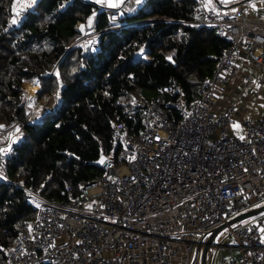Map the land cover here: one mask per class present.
Returning a JSON list of instances; mask_svg holds the SVG:
<instances>
[{"label":"built area","instance_id":"built-area-1","mask_svg":"<svg viewBox=\"0 0 264 264\" xmlns=\"http://www.w3.org/2000/svg\"><path fill=\"white\" fill-rule=\"evenodd\" d=\"M196 1L198 15L190 23L228 42L199 97L188 105L182 94L151 97L138 131L116 125L113 142L121 147L98 158L102 173L81 184L77 196L67 188L66 198L53 200L27 189L36 214L7 248L4 264H194L196 249L215 227L264 201V108L246 116L242 133L231 125L246 96L264 106V7L224 14ZM104 12L109 29L117 30L119 11ZM241 61L249 71L242 72ZM226 78L233 86L217 112ZM18 126L17 120L0 126L5 182L6 151ZM227 236L233 245L213 246L223 254L219 264H264V212L229 225Z\"/></svg>","mask_w":264,"mask_h":264},{"label":"trees","instance_id":"trees-1","mask_svg":"<svg viewBox=\"0 0 264 264\" xmlns=\"http://www.w3.org/2000/svg\"><path fill=\"white\" fill-rule=\"evenodd\" d=\"M25 1L0 0V126L19 122L18 138L6 151L10 182L0 180V264L35 217L37 201L28 190L60 200L69 188L77 196L81 184L102 173L98 158L121 147L113 142L115 126L138 131L151 97L196 100L228 45L190 23L198 15L196 0H145L120 17L117 30L108 29L99 11L100 33L85 51L75 25L99 10L96 3ZM33 86L39 89L35 103L47 96L55 103L32 121L25 90ZM167 87L174 92L164 93Z\"/></svg>","mask_w":264,"mask_h":264},{"label":"crops","instance_id":"crops-1","mask_svg":"<svg viewBox=\"0 0 264 264\" xmlns=\"http://www.w3.org/2000/svg\"><path fill=\"white\" fill-rule=\"evenodd\" d=\"M30 1L33 2V0H30ZM88 1H92L96 3L99 6V10L93 13L86 22H77L75 25V28H77L81 32L82 36L79 39V41L81 45L83 44L85 46V48L89 46V44L88 46L86 44L87 39L90 38V39L96 40L97 35L100 33L95 28L96 16L99 11L104 12V8H116L120 13V17L121 16L123 17V16L134 14L137 11V9L145 2V0H88ZM202 2L206 6L211 7L213 9H217L219 12L224 13V14L226 13L250 14L256 8L264 7V0H227V2H225V0H202ZM96 31L99 33L96 34ZM241 68H242V72L249 71L250 65L241 61ZM232 86H233V81L227 78L220 85L218 89L217 112L222 111L224 106L228 103L229 94H230V90ZM250 96L251 95L246 96L244 99L240 101L237 107V110L234 114L233 122L231 125L233 126L234 130L238 133H242V129H243L242 122L244 121L246 116L251 114L252 117H257L259 113L261 112V110L264 108V106L258 105L254 101L253 98L251 99ZM262 103H264V98L262 100ZM200 250L201 249H199V253H200ZM198 254H197L195 263H199V262H196L198 260ZM195 257H196V254H195ZM206 264H219L218 258L215 255L211 254L209 257H206Z\"/></svg>","mask_w":264,"mask_h":264},{"label":"rangeland","instance_id":"rangeland-1","mask_svg":"<svg viewBox=\"0 0 264 264\" xmlns=\"http://www.w3.org/2000/svg\"><path fill=\"white\" fill-rule=\"evenodd\" d=\"M26 2V5L27 4H29V0H26L25 1ZM94 36H96V35H94ZM96 40L94 39H90V38H88L87 39V42H86V44H87V46H88V44H89V46L88 47H90V46H92V44L95 42ZM83 45V44H82ZM81 45V46H82ZM87 48V47H86ZM25 90V89H24ZM28 90V89H27ZM27 90H25V93H26V95H27V101L29 100V99H32V101H30L29 103H27V106H26V109H28V111H30V116H29V119L30 120H36V119H39V118H41L43 115H44V113H46V112H48V111H51L52 110V108H53V105H54V103H55V97L54 96H47V97H45V98H41V99H39V101L37 102V103H35L34 101H33V99L35 98V96L37 95V93L39 92V89H38V87H37V89H36V87H35V91H36V94L34 95V96H32V95H29L28 94V92H27ZM51 107V108H50ZM18 129V128H17ZM16 129V131H15V136L18 138V135H19V131ZM33 197H35L34 195H33ZM35 200H36V198H35ZM36 204H37V202H36ZM264 204V201H261V202H255L254 204H253V206L250 208V209H255V208H258V207H260L261 205H263ZM262 212H264V211H262ZM253 216H251V217H249V218H247V219H251ZM247 219H245V220H247ZM227 232H228V226L227 227H224L223 229H221L216 235H215V237H214V239H213V241H212V246L211 247H209V249H208V252H207V254H206V257H209L211 254L212 255H215L217 258H219L220 256H222L223 254L222 253H216V249L215 248H213V246H215L216 244H218V243H222V244H225V245H228V244H230V245H233V241H232V239L231 238H229L228 236H227ZM206 239H207V237H206ZM205 239V240H206ZM237 254V250L236 249H234L233 250V255H236ZM200 256H201V250H200V253L198 254V260L200 261ZM196 260V259H195ZM196 261V262H199V261ZM195 264H199V263H195Z\"/></svg>","mask_w":264,"mask_h":264},{"label":"water","instance_id":"water-1","mask_svg":"<svg viewBox=\"0 0 264 264\" xmlns=\"http://www.w3.org/2000/svg\"><path fill=\"white\" fill-rule=\"evenodd\" d=\"M262 211H264V204L261 205L260 207L258 208H255V209H248L234 217H232L231 219H229L228 221H226L225 223H222L220 224L219 226L215 227L207 236V239L205 241V243L202 244L201 248L198 247L196 249V257L195 259L197 258V254L199 253V249H201V256H200V261H199V264H206V254L208 252V249L209 247L212 246V241L215 237V235L221 230L223 229L224 227H227L231 224H234L235 222H238V221H242V220H245L253 215H256V214H259L261 213Z\"/></svg>","mask_w":264,"mask_h":264},{"label":"bare ground","instance_id":"bare-ground-1","mask_svg":"<svg viewBox=\"0 0 264 264\" xmlns=\"http://www.w3.org/2000/svg\"><path fill=\"white\" fill-rule=\"evenodd\" d=\"M27 92L29 95L34 96L36 94L35 87L28 88Z\"/></svg>","mask_w":264,"mask_h":264},{"label":"snow or ice","instance_id":"snow-or-ice-1","mask_svg":"<svg viewBox=\"0 0 264 264\" xmlns=\"http://www.w3.org/2000/svg\"><path fill=\"white\" fill-rule=\"evenodd\" d=\"M33 2H35V0H33ZM225 2H227V0H225ZM12 22L13 23H16V20L14 19Z\"/></svg>","mask_w":264,"mask_h":264}]
</instances>
